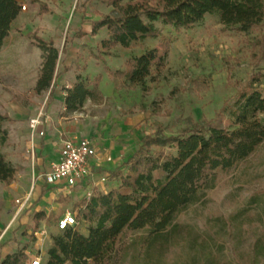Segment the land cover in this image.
<instances>
[{
	"label": "rangeland",
	"instance_id": "1",
	"mask_svg": "<svg viewBox=\"0 0 264 264\" xmlns=\"http://www.w3.org/2000/svg\"><path fill=\"white\" fill-rule=\"evenodd\" d=\"M20 4V13L0 51V114L13 119L4 124L8 142L2 153L17 169L10 185L0 182V257L25 247L28 264L40 253L34 232L43 227L48 234L40 253L41 264H45L52 238L61 234L56 222L67 212L74 215L76 203L85 195L76 201L72 195L48 189L46 195L39 197L43 187L39 175L47 171L49 164L42 123L52 114L48 91L40 95L34 91L40 51L27 35L55 41L58 77L65 74L62 47L77 45L78 58L69 69L73 77L99 76L105 101L86 102L84 110L70 114L62 122H76L82 132L80 137L99 140L101 144L109 141L124 145L120 158L126 160L137 151L143 136L154 135L157 129L162 136L170 137L179 135L192 123L231 128L230 108L236 93L253 75H262L264 82V57L255 47L257 38L264 34V24L243 32L237 27L222 26L215 16H206L190 30L164 27L159 38L101 54V42L107 38L104 31L95 38H79L76 33L108 14L112 7L107 3L27 0ZM168 43L165 69L156 84L148 82L145 93L106 73L102 61L93 58L101 55L111 71L121 70L128 58L153 48L162 50ZM36 118L40 124L32 129L31 120ZM122 165L124 169L118 173L124 175L127 167ZM114 177L118 186L120 179ZM108 180L110 186L115 185L113 175ZM110 186L106 184L105 191ZM27 197V204H16V200ZM206 199L207 202L179 214L175 234L151 250L145 248L142 233H124L106 264H264V143L235 168L220 171ZM38 213H43L44 219L35 221ZM75 228L87 234L86 224L77 223Z\"/></svg>",
	"mask_w": 264,
	"mask_h": 264
},
{
	"label": "trees",
	"instance_id": "2",
	"mask_svg": "<svg viewBox=\"0 0 264 264\" xmlns=\"http://www.w3.org/2000/svg\"><path fill=\"white\" fill-rule=\"evenodd\" d=\"M90 2L91 0H86ZM111 11L91 21V36L106 29L100 53L116 47L129 49L146 39L162 36L163 28L190 30L215 16L226 28L237 27L246 32L264 24V0H102ZM17 0H0V51L20 13ZM44 11L46 8L42 5ZM160 25V26H159ZM77 36L82 37L81 29ZM40 51V67L34 91L49 92V102L56 91L59 53L52 40L27 35ZM255 47L264 57V34ZM169 43L164 49L153 48L130 57L121 70L111 71L101 55H93L103 63L104 70L128 86L148 91V82L156 84L165 69ZM62 48L61 53L66 54ZM67 69L65 68L64 71ZM262 75H253L236 93L230 116L232 127L222 129L210 123H192L177 136L145 135L134 155L123 164L127 172L119 176V185L105 193L95 192L76 203L74 214L78 224L87 225V234L76 228L61 231L52 238L46 251L45 264H106L120 237L126 232L142 233L145 248L175 234L176 217L186 209L207 202V194L215 186L220 171L235 168L248 159L264 143V82ZM100 77L94 79L75 75L69 88H62L63 116L82 111L84 103L105 101L99 90ZM13 119L0 114V182L10 185L17 169L10 166L2 149L7 145L8 132L4 124ZM48 189L43 186L40 196ZM44 219L43 213L34 220ZM160 244V243H159ZM162 244V242H161ZM26 248L3 258L0 264H25Z\"/></svg>",
	"mask_w": 264,
	"mask_h": 264
},
{
	"label": "crops",
	"instance_id": "3",
	"mask_svg": "<svg viewBox=\"0 0 264 264\" xmlns=\"http://www.w3.org/2000/svg\"><path fill=\"white\" fill-rule=\"evenodd\" d=\"M27 0H17L18 3H24ZM88 28L85 30H82L84 33H86L84 36L79 37L83 38L87 35H89L91 38H95L96 36H91V23H87ZM100 31H104L107 34L106 29H102ZM106 36V35H105ZM75 42L76 40H72ZM53 46L54 48L57 49L55 41H53ZM64 47V46H63ZM62 47V48H63ZM67 49L66 54H63V61H62V66H63V74L62 76L58 77L56 80V91L53 96V101L49 102L50 106V112L51 116L49 117L48 115L46 116L47 121H44V124L42 123V128L46 129V135L43 139L44 141V149H45V154L47 155V159H49V164L48 168L51 162L55 161L59 148H60V141L64 139H59V137H63L65 139L67 138H72V137H79V134H82L79 130V126L76 124V122H70V123H64L62 122L63 120H66L67 116H63V97L65 93L62 91V88H69L75 79V74L73 77V71L70 70L69 68L72 66L73 61L78 58L77 57V45L72 44L69 45L68 47H65ZM117 48L121 47H116L113 50H116ZM62 50V49H61ZM93 51V50H92ZM92 53L90 54V56ZM94 58V57H93ZM129 59V58H128ZM127 59V60H128ZM67 69L64 71V69ZM69 76V77H68ZM73 77V78H72ZM100 86V85H99ZM100 90V89H99ZM49 94V92H48ZM90 102V101H86ZM85 102V103H86ZM84 103V104H85ZM53 107V109H52ZM82 110H84V105ZM80 113V112H79ZM77 113V114H79ZM74 114V113H73ZM49 120V121H48ZM53 135H55V139H53ZM81 138H87V137H81ZM89 139V138H87ZM91 144L94 147L96 151V155L98 158V161H91V166H90V176L86 178V180L78 185L73 191H68L69 189H60V188H48L47 189H54V192H59L63 194L64 196H74L76 198V201H79L84 195L85 198L91 194L93 191L105 193L111 189H114L117 187V178H115V171H123V162L125 161L124 159H121L120 157H123V148L124 145H118L116 143L112 142H107L106 144L101 142L99 140H91ZM54 141V142H53ZM107 141V140H106ZM54 148V149H52ZM54 150V151H52ZM53 152V153H52ZM109 159V161H108ZM48 170V169H47ZM113 175V181L115 182L114 186L112 185L111 182H109V177ZM106 178L105 183H101L100 180L101 178ZM119 178V176H117ZM108 184L110 187H108L109 190L105 191L104 186ZM42 186H45L42 184ZM75 191V192H74ZM48 193V191H47ZM46 193V194H47ZM41 194V193H40ZM39 194V197H40ZM9 253H5L4 256L8 255Z\"/></svg>",
	"mask_w": 264,
	"mask_h": 264
},
{
	"label": "built area",
	"instance_id": "4",
	"mask_svg": "<svg viewBox=\"0 0 264 264\" xmlns=\"http://www.w3.org/2000/svg\"><path fill=\"white\" fill-rule=\"evenodd\" d=\"M30 124V127L35 129L40 124V119H33ZM91 161H98V158L89 139L72 137L61 140L56 160L50 163L45 173L39 175V180L48 188H75L90 176ZM100 182L105 183L106 178H101ZM89 196L90 194L86 198ZM28 200L27 197L15 202L22 207L27 204ZM76 225L75 215L67 212L56 222V229L61 232L69 228H75ZM34 237L40 248V253H42L43 243L48 239V234L43 227H40L34 232ZM40 253L38 256L33 257L28 264H41L42 254Z\"/></svg>",
	"mask_w": 264,
	"mask_h": 264
}]
</instances>
